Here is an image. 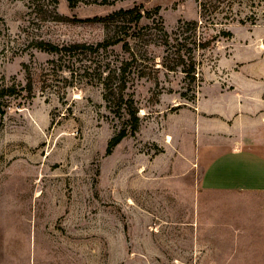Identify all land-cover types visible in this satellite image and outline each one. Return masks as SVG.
Segmentation results:
<instances>
[{
    "label": "rangeland",
    "instance_id": "obj_1",
    "mask_svg": "<svg viewBox=\"0 0 264 264\" xmlns=\"http://www.w3.org/2000/svg\"><path fill=\"white\" fill-rule=\"evenodd\" d=\"M135 5L136 32L92 22ZM194 32L191 79L176 40ZM257 93L264 0H0V264H248L233 242L257 207L202 190L193 137Z\"/></svg>",
    "mask_w": 264,
    "mask_h": 264
},
{
    "label": "crops",
    "instance_id": "obj_2",
    "mask_svg": "<svg viewBox=\"0 0 264 264\" xmlns=\"http://www.w3.org/2000/svg\"><path fill=\"white\" fill-rule=\"evenodd\" d=\"M242 85L243 93L254 87L246 81ZM260 95L244 94L230 105L229 98L223 97L224 106L212 109L209 114L214 117L200 124L193 137L202 190L247 195L257 207L248 237L233 242L244 246L248 264H264V216L263 220L257 217L264 213V100Z\"/></svg>",
    "mask_w": 264,
    "mask_h": 264
},
{
    "label": "trees",
    "instance_id": "obj_3",
    "mask_svg": "<svg viewBox=\"0 0 264 264\" xmlns=\"http://www.w3.org/2000/svg\"><path fill=\"white\" fill-rule=\"evenodd\" d=\"M124 1H130V0H94L95 4H99L102 6H110L115 4L116 2H124ZM67 5L70 8L74 7V3L75 0H66ZM158 12V10L156 11ZM147 13H145V11H142L141 7L138 6H133L129 9H119L117 11L112 12L111 14L102 17V18H95L92 19V22H100L103 24H117L116 28L120 29V30H130L133 32H136V30L139 28V25L141 23L142 20H144V17ZM189 25V24H188ZM193 27V30H195L197 23H192L190 24ZM119 34H122L121 32H119ZM182 39L181 40H176L178 42L179 48L177 50V54H179L178 58H181L180 61V72L182 74H184L185 77L187 78H195V60L193 57L188 58L187 60L185 58H182V56L180 55L181 52V48L185 49V50H189L190 53H193V51H191L190 49H188L187 47H189L190 45H193V47L195 49H202L204 50L206 48L205 43H197V39H196V33L194 32L193 35L187 36L186 33H182L181 34ZM165 44H168V42L166 41ZM41 47H39L41 50H43L44 52H50V53H55V54H61V52L64 51V53H70L72 54L73 52H81L83 53L85 50H97V47L91 48L89 46H85L82 44H73L69 47H65L63 49H59L57 46H53L51 44H40ZM105 44L100 45V47H105ZM99 47V46H98ZM184 60V61H183ZM179 68V67H178ZM176 69L173 68H169L168 71L170 72H174ZM122 72L125 73V67L122 69ZM123 85V84H122ZM123 87V86H122ZM9 94L12 93V90H8L7 91ZM129 106L126 107L125 111H127L128 115L130 116V122H131V132L134 134V132L137 130V117L135 116V111L133 109H131ZM127 136V132L122 131L120 132L116 137H114L110 143H109V147H115L116 145H118L125 137Z\"/></svg>",
    "mask_w": 264,
    "mask_h": 264
}]
</instances>
